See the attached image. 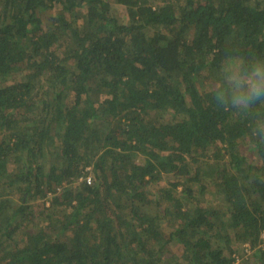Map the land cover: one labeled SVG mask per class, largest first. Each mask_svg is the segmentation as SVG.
Wrapping results in <instances>:
<instances>
[{
	"label": "trees",
	"instance_id": "1",
	"mask_svg": "<svg viewBox=\"0 0 264 264\" xmlns=\"http://www.w3.org/2000/svg\"><path fill=\"white\" fill-rule=\"evenodd\" d=\"M263 242L264 0H0V264Z\"/></svg>",
	"mask_w": 264,
	"mask_h": 264
},
{
	"label": "clouds",
	"instance_id": "2",
	"mask_svg": "<svg viewBox=\"0 0 264 264\" xmlns=\"http://www.w3.org/2000/svg\"><path fill=\"white\" fill-rule=\"evenodd\" d=\"M250 86H251V88L253 89L254 94L258 97V96H259V91H258V87H259V85L253 83V84H251Z\"/></svg>",
	"mask_w": 264,
	"mask_h": 264
},
{
	"label": "built area",
	"instance_id": "3",
	"mask_svg": "<svg viewBox=\"0 0 264 264\" xmlns=\"http://www.w3.org/2000/svg\"><path fill=\"white\" fill-rule=\"evenodd\" d=\"M90 177V176H89ZM262 247H264V242H263V244H262ZM247 250L248 251H250V248H249V246L247 245ZM235 264H242L241 262H240V259H238V260H236V263Z\"/></svg>",
	"mask_w": 264,
	"mask_h": 264
},
{
	"label": "rangeland",
	"instance_id": "4",
	"mask_svg": "<svg viewBox=\"0 0 264 264\" xmlns=\"http://www.w3.org/2000/svg\"><path fill=\"white\" fill-rule=\"evenodd\" d=\"M90 175H91V174H89V176H90ZM167 178H168V177H165V179H164V183L167 181ZM164 183H163V184H164Z\"/></svg>",
	"mask_w": 264,
	"mask_h": 264
}]
</instances>
